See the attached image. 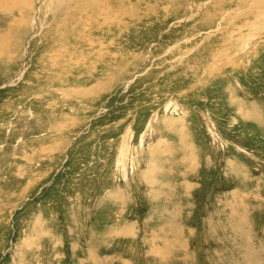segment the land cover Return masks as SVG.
Returning a JSON list of instances; mask_svg holds the SVG:
<instances>
[{"label":"rangeland","instance_id":"obj_1","mask_svg":"<svg viewBox=\"0 0 264 264\" xmlns=\"http://www.w3.org/2000/svg\"><path fill=\"white\" fill-rule=\"evenodd\" d=\"M0 264H264V0H0Z\"/></svg>","mask_w":264,"mask_h":264}]
</instances>
